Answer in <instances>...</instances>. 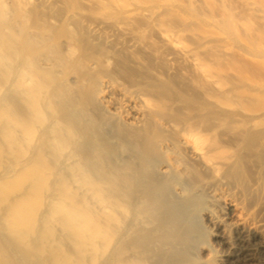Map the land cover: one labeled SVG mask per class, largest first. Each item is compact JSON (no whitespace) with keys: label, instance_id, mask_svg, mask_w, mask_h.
Wrapping results in <instances>:
<instances>
[{"label":"bare ground","instance_id":"6f19581e","mask_svg":"<svg viewBox=\"0 0 264 264\" xmlns=\"http://www.w3.org/2000/svg\"><path fill=\"white\" fill-rule=\"evenodd\" d=\"M264 0H0V264L264 256Z\"/></svg>","mask_w":264,"mask_h":264},{"label":"rangeland","instance_id":"374dc122","mask_svg":"<svg viewBox=\"0 0 264 264\" xmlns=\"http://www.w3.org/2000/svg\"><path fill=\"white\" fill-rule=\"evenodd\" d=\"M226 71L233 72L237 78H247L258 85L264 86V69L258 65L251 63L245 59L237 58L231 62L229 67L225 68ZM245 108L248 111H260L264 109V100H248ZM219 257L222 258L223 264H264V256H227L229 251L223 247L217 246Z\"/></svg>","mask_w":264,"mask_h":264}]
</instances>
